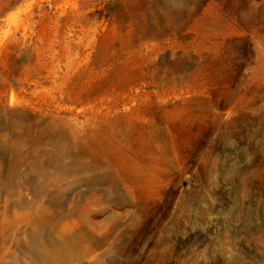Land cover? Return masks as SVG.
<instances>
[{
    "label": "rangeland",
    "instance_id": "374dc122",
    "mask_svg": "<svg viewBox=\"0 0 264 264\" xmlns=\"http://www.w3.org/2000/svg\"><path fill=\"white\" fill-rule=\"evenodd\" d=\"M0 264H264V0H0Z\"/></svg>",
    "mask_w": 264,
    "mask_h": 264
}]
</instances>
